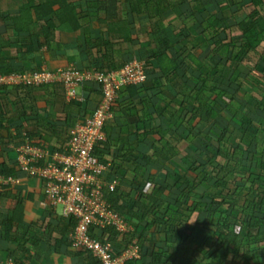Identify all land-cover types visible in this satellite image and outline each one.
<instances>
[{"label":"trees","instance_id":"1","mask_svg":"<svg viewBox=\"0 0 264 264\" xmlns=\"http://www.w3.org/2000/svg\"><path fill=\"white\" fill-rule=\"evenodd\" d=\"M24 1L38 15V28L28 30L27 38L35 36L39 46L56 44L59 33L82 24L74 1ZM105 1L86 5L102 12ZM122 3L127 20L121 24L127 22L128 30L118 19L109 24L118 28L111 39L85 38L84 43L92 49L91 60L99 59L95 71L103 74L131 61L123 51L132 42V31L145 50L139 58L145 83L120 86L110 107L111 117L114 111L123 122L115 127L119 136L111 138L104 125L105 138L95 142L92 152L97 163L107 164L106 156L111 157L104 178L116 179L117 185L105 198L130 230L94 227L89 236L114 255L122 251L116 247L119 238L123 247H136L138 256L123 264H264V0ZM9 18L17 28L14 17ZM175 20L180 21L177 26ZM91 85H81L91 94L85 104L102 99L100 86ZM119 104L124 113L116 111ZM95 108L75 109L83 122ZM22 115L24 122L17 127L24 135L15 137L21 142L16 148L37 147L31 121ZM8 142V137L0 138V145ZM149 166L157 167L161 181L143 173ZM242 168L245 172L238 175ZM15 172V167L0 164V175L16 178ZM10 191L11 184L0 185V242L8 245L7 261L28 264L43 247L56 252L65 247L67 254L81 256L82 264H100L93 252L72 245L74 218L63 217L55 225L23 224L22 199L15 197L6 206Z\"/></svg>","mask_w":264,"mask_h":264},{"label":"crops","instance_id":"2","mask_svg":"<svg viewBox=\"0 0 264 264\" xmlns=\"http://www.w3.org/2000/svg\"><path fill=\"white\" fill-rule=\"evenodd\" d=\"M74 1L77 6H80V14L82 17L81 26L75 31H63L57 37V43L46 47L39 46L35 36L27 38L32 30L35 33L36 24L35 9L29 8L24 0H0V74H10L13 72H35L40 70H56L73 67L80 71H89L97 68L99 59L91 60L92 49L84 43L85 38L94 39H111L118 28L110 27V22H116L118 19L121 22L127 20L126 9L122 0H106L102 5V12H99L97 7H87V3L94 0H70ZM31 2V1H30ZM35 0H32V3ZM56 8V7H54ZM9 17H14L16 27L13 28L12 21ZM49 17V16H47ZM100 21V24H99ZM127 22L120 25L123 30L128 27ZM140 24L144 27L145 20L140 18ZM133 24L129 25V29ZM119 28V31L121 30ZM130 33V30H129ZM128 35V31L126 32ZM132 42L127 44V50L123 51L124 57L135 55L142 56L145 50L134 40V32L131 33ZM15 44L13 49L7 48L8 45ZM21 44L30 49L26 50ZM53 44V43H52ZM93 53V52H92ZM5 71V73H3ZM8 71V72H6ZM93 83V88L98 85ZM96 84V85H95ZM37 86V87H36ZM0 88V138L10 139L7 144L0 145V164L3 162L8 166L15 167V176L17 182L11 184V191L5 198L6 206H12L14 198L22 199V223L29 224L31 222L52 223L63 218L60 213L56 212V208L49 207L46 204L44 195V184L36 177L29 176L25 172L19 171L16 166V146L21 142H17L15 137L24 134L18 133V124L20 118L25 113V119L30 120L35 132V145L45 147L49 152L65 147L69 137V129L76 123L82 122L81 112L78 107L86 109L96 107V101H90L85 104L84 99L89 97L86 89L80 86L77 89V98L75 102H70L65 98L64 88L60 83L37 84L35 89H18L17 86H3ZM91 87V88H92ZM27 92V94H26ZM93 97V96H91ZM35 102V105H32ZM72 104L70 107L68 105ZM67 106V107H66ZM21 107L23 108L21 110ZM122 105L116 106L120 113H124ZM114 112V111H113ZM104 123L105 132L111 138L116 139L119 136L118 126L123 125L122 120L118 119L117 113ZM22 119V118H21ZM23 120V119H22ZM22 121L21 123H23ZM104 133V131H103ZM22 134V135H21ZM105 135V134H104ZM18 136V137H19ZM44 140L38 139L40 137ZM25 139V138H24ZM22 141V140H21ZM148 142V141H147ZM106 159L111 161L110 156ZM143 173L153 175L155 181H161V173L157 167L149 166L142 170ZM120 172V171H119ZM46 204V205H45ZM51 212H50V211ZM47 212H50L52 219H49ZM123 236V235H121ZM116 242L117 248H122L124 251L133 245H125V242L120 240ZM8 245L3 241L0 242V263L6 264L7 257L5 249ZM81 256H72L65 252V247H61L59 252L47 247L42 248V254L39 257L32 258L28 264H82Z\"/></svg>","mask_w":264,"mask_h":264},{"label":"built area","instance_id":"3","mask_svg":"<svg viewBox=\"0 0 264 264\" xmlns=\"http://www.w3.org/2000/svg\"><path fill=\"white\" fill-rule=\"evenodd\" d=\"M90 81L100 86L102 99L91 116L69 129L63 150L49 152L45 147L24 144L16 148V162L19 171L43 182L48 206L60 207L61 216L75 219V227L69 236L74 247L93 252L100 264H123L138 256L136 247H128L114 255L108 245H102L89 236L94 227L102 229L110 226L120 233L130 230L125 218L111 210L105 198V192H112L117 180H105L109 164L97 163L92 152L95 142L105 138L102 128L111 118L110 107L116 90L126 84L145 83L143 63L131 60L119 70L106 74L94 70L80 71L73 67L0 74V86L60 83L67 100L77 98V89ZM39 159H43L44 164H38ZM15 182L17 178L0 175V185ZM6 264L13 263L7 261Z\"/></svg>","mask_w":264,"mask_h":264},{"label":"rangeland","instance_id":"4","mask_svg":"<svg viewBox=\"0 0 264 264\" xmlns=\"http://www.w3.org/2000/svg\"><path fill=\"white\" fill-rule=\"evenodd\" d=\"M179 23H180V21L175 20V21H173V26H177ZM139 58H140V56L135 55L134 57H132L131 60H134V61H140ZM140 62H142V60H141ZM222 119H223V118H220V122H223L224 119H223V120H222ZM224 121H225V120H224ZM184 136H185V133H184ZM189 138H190V137H187V140H189ZM187 140H185V142H186ZM246 164H247V162H246V163L244 162V166H245ZM243 172H245V168H242V169H241V173L239 172L238 175H242ZM56 212H57V213H60V207H57V208H56Z\"/></svg>","mask_w":264,"mask_h":264}]
</instances>
